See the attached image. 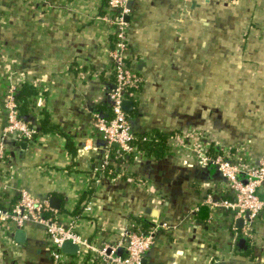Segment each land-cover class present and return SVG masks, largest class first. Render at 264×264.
Masks as SVG:
<instances>
[{
  "label": "crops",
  "instance_id": "obj_1",
  "mask_svg": "<svg viewBox=\"0 0 264 264\" xmlns=\"http://www.w3.org/2000/svg\"><path fill=\"white\" fill-rule=\"evenodd\" d=\"M130 7L127 62L140 79L127 111L131 130L141 136L197 126L212 141L244 145L243 158L257 163L264 157V0H131ZM109 13L108 0H0V134L2 94L7 81L20 80L13 73L37 91L28 121L38 129L45 113L54 125L25 147L8 140L0 205L15 202L24 187L49 203L57 197L50 206L58 216L79 206L77 227L97 246L116 243L124 230L170 225L154 231L144 264H264V211L243 246L227 214L215 213L209 224L199 203L221 178L203 174L179 149L154 159L136 145L125 161L113 160L118 174L81 197L102 154L91 115L109 107L112 28L102 20ZM257 192L264 196V184ZM23 231L18 242L16 230L0 226V264H50L41 227Z\"/></svg>",
  "mask_w": 264,
  "mask_h": 264
},
{
  "label": "built area",
  "instance_id": "obj_2",
  "mask_svg": "<svg viewBox=\"0 0 264 264\" xmlns=\"http://www.w3.org/2000/svg\"><path fill=\"white\" fill-rule=\"evenodd\" d=\"M130 2L131 0H108L110 13L102 17L112 28V39L105 51L114 82L109 85L107 92L109 115L95 112L91 115L92 126L103 145L99 165L89 173L86 190L93 189L109 169H114L113 160L125 161L128 155L137 150L135 139L141 137L142 140H148L151 137L147 134H135L131 130L127 112L122 108V102L131 100L132 89H137L140 84L136 72L127 62L129 20L126 17L131 15ZM13 75L20 80L17 84L7 81L2 94L5 123L0 134V163L8 158V140H33L38 134L36 128L20 112L18 97L24 85L23 74ZM167 144L169 148L179 149L200 169L213 168L221 178L219 187L208 192L199 203L209 209L208 223L214 222L215 213L227 214L232 221L234 236L251 241L253 223L264 211V196L257 192L264 184V157L257 163L244 159L241 154L244 145L212 141L208 130L197 126L174 131L168 136ZM216 145L220 147V152H214ZM82 202L83 214H90L91 202L86 199ZM79 215L81 214L58 216L54 214L48 197L33 194L21 187L15 202L0 206V226L8 233L29 225L41 227L50 264H144V256L153 244L154 231L157 228H171L166 223H158L148 233L134 229L124 230L116 243L97 246L79 231ZM239 219L242 221L240 227L235 223ZM65 241L77 246L74 257L61 250Z\"/></svg>",
  "mask_w": 264,
  "mask_h": 264
},
{
  "label": "trees",
  "instance_id": "obj_3",
  "mask_svg": "<svg viewBox=\"0 0 264 264\" xmlns=\"http://www.w3.org/2000/svg\"><path fill=\"white\" fill-rule=\"evenodd\" d=\"M110 81H109V85H112L114 82V75L113 72L111 73L110 76ZM37 93L36 89L28 84H24L22 89L20 90L19 93V97H20V112L25 116L27 114L26 111V107L27 104H29V96L30 98L35 96ZM18 97V98H19ZM29 102V103H28ZM128 114V113H127ZM103 115H109V109H107V113L103 114ZM26 119H28L27 116H25ZM41 123H42V127H39L38 129L36 128L37 131L40 132H44L43 130H52L54 128V125L51 124L49 122V120L46 118V114L43 113L42 117H41ZM41 126V124H40ZM156 134L151 135V137H149L148 140H142L141 137H139L138 139L134 140L135 145H137V147H139L140 149L144 150L146 155L148 156H152L154 159H159L162 157L163 152L169 148L168 144H167V138L170 134L173 133V131L170 132H162V131H156ZM201 171L203 172V174L207 175V176H213L214 174L216 175V172L214 170H212V168H208V169H201ZM118 170H114V169H109V171H107V174L105 176L107 177H113L116 174H118ZM92 188L87 189L84 193L83 196L84 197L86 195H89L91 192ZM2 198H0L1 201ZM1 204V203H0ZM1 206V205H0ZM79 211H81V207L76 206L74 207L72 214H78Z\"/></svg>",
  "mask_w": 264,
  "mask_h": 264
},
{
  "label": "water",
  "instance_id": "obj_4",
  "mask_svg": "<svg viewBox=\"0 0 264 264\" xmlns=\"http://www.w3.org/2000/svg\"><path fill=\"white\" fill-rule=\"evenodd\" d=\"M126 19L128 20L129 17H126ZM131 107H132V102H131L130 99H126V100H124V101L122 102V108H123L124 111H126V112H127V111H130ZM28 141H29V140H27L26 138L22 139L21 146H22V147H25L26 144L28 143ZM57 202H58V198H57V197H52V198L50 199V205L53 206V207L57 206ZM239 221H241V220H240V219L237 220V222H239ZM241 222H242V221H241ZM15 234H16V235H15V238H16V240H17L18 242H23V241H24V236H25V234H24L23 229H21V228L17 229L16 232H15ZM244 243H245V240H243V239H241V240L239 241V244H240L241 246H243ZM61 250H62L64 253H66V254H74V253L76 252V250H77V246H76L75 244L71 243L70 241H65V242L62 243V245H61ZM217 264H219V263H217Z\"/></svg>",
  "mask_w": 264,
  "mask_h": 264
}]
</instances>
